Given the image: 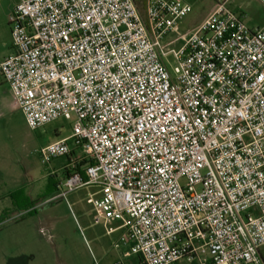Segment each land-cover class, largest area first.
<instances>
[{
  "label": "built area",
  "instance_id": "built-area-1",
  "mask_svg": "<svg viewBox=\"0 0 264 264\" xmlns=\"http://www.w3.org/2000/svg\"><path fill=\"white\" fill-rule=\"evenodd\" d=\"M216 8L178 50L189 0H22L0 75L32 130L75 117L41 151L68 158L62 196L99 188L141 264H264V26ZM173 56L172 67L168 58Z\"/></svg>",
  "mask_w": 264,
  "mask_h": 264
},
{
  "label": "rangeland",
  "instance_id": "rangeland-1",
  "mask_svg": "<svg viewBox=\"0 0 264 264\" xmlns=\"http://www.w3.org/2000/svg\"><path fill=\"white\" fill-rule=\"evenodd\" d=\"M21 1L0 0V63L14 53L9 20ZM189 3L191 12L164 39L169 49H180L216 8L214 0ZM230 9L251 29L264 26V0H231ZM168 63L176 65L173 56ZM74 123V116L60 118L32 130L0 75V264H13L12 258L21 255L33 257L32 264H141L129 244L119 242L124 230L109 233L119 224L98 221L94 202L99 188L86 186L63 197L66 189L58 185L66 177L63 169L68 158L42 161V149L69 137ZM260 253L264 259V246ZM180 264L200 263L184 260Z\"/></svg>",
  "mask_w": 264,
  "mask_h": 264
},
{
  "label": "crops",
  "instance_id": "crops-1",
  "mask_svg": "<svg viewBox=\"0 0 264 264\" xmlns=\"http://www.w3.org/2000/svg\"><path fill=\"white\" fill-rule=\"evenodd\" d=\"M34 260L35 259H33V257L30 259V258H26L23 255L12 258L13 264H32L34 262Z\"/></svg>",
  "mask_w": 264,
  "mask_h": 264
},
{
  "label": "trees",
  "instance_id": "trees-1",
  "mask_svg": "<svg viewBox=\"0 0 264 264\" xmlns=\"http://www.w3.org/2000/svg\"><path fill=\"white\" fill-rule=\"evenodd\" d=\"M139 4H141L142 6H143V8H144V3H145V0H136ZM65 174V173H64ZM57 185L58 184H56L55 185V188H56V190H57Z\"/></svg>",
  "mask_w": 264,
  "mask_h": 264
}]
</instances>
